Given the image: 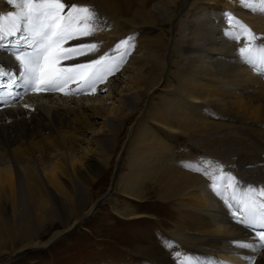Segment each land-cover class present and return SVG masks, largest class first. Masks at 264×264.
Masks as SVG:
<instances>
[{"label":"bare ground","instance_id":"1","mask_svg":"<svg viewBox=\"0 0 264 264\" xmlns=\"http://www.w3.org/2000/svg\"><path fill=\"white\" fill-rule=\"evenodd\" d=\"M127 1L72 0L78 6L94 7L99 15L101 30L94 33V38H82L83 42L98 44L97 56L104 53L112 55L115 41L126 35L128 20L134 24L153 22L143 5L128 16ZM226 4L245 9L238 0H229ZM12 9L16 10L5 0H0V12ZM160 9V1L153 3L152 15L156 17ZM173 18L171 15L170 22ZM251 19L252 29L259 40L264 38V21L258 16ZM223 24L207 25L209 41L205 51L211 54L210 62L206 64L207 61L198 60L201 65L194 62L192 75L198 79L210 76L212 79L210 73L214 67H220L222 73L238 72V78H233L236 93H227L224 97L230 99L215 103L208 98V87L204 91L190 88L188 100L183 107L174 108L173 117L164 112L153 114L157 129L167 132L172 140L191 139L188 151L184 158L180 149L174 155L171 143L160 137L156 128L141 124L134 141L139 137L143 141L140 147L144 150L140 151V147L132 150L130 180L129 175L118 179L122 184V194L133 200L143 201L151 196L176 202L173 236L185 251L183 257L179 260L170 258L163 242L155 245L143 243L138 251L144 255V264H183L185 261H191V264H245L244 257L251 251L238 248L233 243L250 241L252 233L234 219L235 207L230 205L240 206L244 185L264 186V81L246 68L236 51L237 45L230 36H226ZM78 42L68 43L74 45ZM149 46L148 41L142 43L141 52L136 56L140 63L138 66L128 67L125 63L129 61L125 59V65L120 64L114 75L98 83L94 93L96 97L85 89L87 97L78 98L77 92L71 91L78 86L75 82L68 85V94L25 93L22 88L5 87L1 93L0 87V254L8 242L18 247L15 249L18 254L32 248H45L80 222L78 218L65 231H56L48 239H42L41 232L48 221L67 214L69 194L66 190L77 192L75 205L69 208L72 216L77 207L85 204L84 188L90 182L87 175L107 168L110 155L106 154L112 151L115 134L123 123L120 119L124 118L125 109L137 99L141 68L147 62L142 50ZM168 51L169 45L162 53L166 56ZM90 58L93 57H80L79 62H87ZM74 62L65 61L62 66H70ZM0 63L14 72L19 71L14 54L5 49H0ZM160 82L163 83L162 79ZM199 84L205 87L209 82L200 80ZM153 88L149 87L141 96L147 98ZM106 89L109 90L108 97L101 94ZM17 92L22 94L14 98ZM250 96L254 99L249 100ZM209 103L225 114L221 115V121H212L208 117L210 112L205 106ZM235 117L239 118L241 125L244 124L236 128L245 131L247 136L228 131L237 121ZM216 136L218 139L214 140ZM205 146H212V149L217 148L223 153L218 156L205 149L200 157L190 154L193 149L200 151ZM205 169L217 177L215 187L212 178L205 175ZM221 172H230L237 178L239 187H228L219 179ZM80 175L83 181L79 179ZM94 205L92 203L85 212L91 214ZM131 205L124 208L115 205L114 212L125 218L140 217L137 207ZM261 258H264V250L256 253V259L259 261Z\"/></svg>","mask_w":264,"mask_h":264},{"label":"rangeland","instance_id":"2","mask_svg":"<svg viewBox=\"0 0 264 264\" xmlns=\"http://www.w3.org/2000/svg\"><path fill=\"white\" fill-rule=\"evenodd\" d=\"M156 1L161 2V9L155 17L151 12L153 3ZM228 2L229 0H145L144 2L128 0L126 2L128 16H132L133 11L143 5L147 15L154 20L153 22L147 21V24H134L127 19L129 24L125 31L126 35L122 36L123 38L119 37L120 39L134 38L132 40L134 46L121 65L138 66L140 63L136 61V56L141 52L142 43L148 41L150 46L148 49L142 50L147 56V62H144L141 68L142 79L139 80L140 90L136 94L137 99L133 101V105L125 109V116L120 119L123 121L121 129L119 128L117 134L113 132L116 138L113 140L112 151L106 154L110 155L107 160L108 166L103 171L87 175L90 177V182L84 188L85 204L81 208L77 207L78 210L72 216L69 208L71 205H75L74 200L77 192L75 194L73 191L66 190L69 194L68 206L66 205L67 214L54 218L52 221L49 220L44 232H41L42 239H48L56 231H65L69 227L68 225L75 224L78 220H80L79 223L73 225L67 232L65 231L64 235L45 248H32L25 253L18 254L15 252L18 247L15 248L12 242H8L4 252L0 254V264H144V255L138 251L139 245L143 243L155 245L162 242L167 248L170 258L179 260L183 257L185 251L181 250L178 241L173 236L176 202L163 201L151 196L143 201L133 200L122 194L120 191L122 184L118 179L120 176L129 175L130 180L132 150L143 144L139 137L134 141L136 130H139L141 124L154 130L156 128L158 131L156 133L171 143L170 149L174 155L180 149L181 157L184 158L188 151L191 139L188 141L183 138L179 142L172 140L171 136H167V132L157 129L153 114L164 112V114H170L173 117L174 108L176 106L183 107L188 100L190 88L204 91L208 87L210 89L208 98L214 100L215 103L230 99L224 95L233 94L235 90L233 78H238V72L222 73L220 67H214L213 72L210 73L212 79H210L211 76L207 79H198L192 75L194 62L199 65H201L199 62L201 60L205 63L207 61L206 64L210 62L209 55L211 54L205 51L209 41L207 25L222 22L224 31L232 30L231 26L226 23V14L235 16L241 22L248 24L251 29L252 17L258 16L264 21V13L241 9L226 4ZM180 5H184L182 9L179 8ZM171 15L174 18L170 22ZM131 23L134 26H130ZM119 30L121 29L119 28ZM120 39L117 41L119 42ZM257 39L259 40L258 37ZM117 41H115V45L118 43ZM233 43L237 45V52L238 48L243 46L241 41ZM168 45L169 51L165 56L162 52ZM202 50L204 51L202 52ZM111 54L118 55L115 51ZM238 55L241 58L239 52ZM224 58L226 59V57ZM125 59H128V64L125 63ZM244 65L255 77L264 81V77H261L251 66L246 65L245 62ZM200 80L209 82V85L202 87L199 84ZM151 86H154L151 94L147 98L141 96L142 92L147 91ZM101 94L108 97L109 90L106 89ZM76 96L82 99L87 97V92L86 90L77 92ZM92 96L96 97L94 94ZM253 99V96L249 97V100ZM212 104L209 103L208 107L205 106L210 112L208 117L212 121H221V115L225 114ZM238 119L235 117L237 121L228 128V131L247 136L245 131L236 128L242 124ZM215 139H218V136L214 137ZM205 149L218 156L223 153L217 148L212 149V146H205V148L201 147L200 151L193 149L190 154L200 157ZM139 150L143 151L144 149L140 147ZM230 155L233 156V154ZM85 176L86 174H84ZM78 177L83 181L84 178H81L83 176ZM143 190L146 192L145 187ZM92 203H95V208L92 209L91 214H87L85 211ZM128 204H132L134 208L137 207L135 209L141 216L125 218L114 212L115 205H121L124 208ZM13 253L16 254L13 255Z\"/></svg>","mask_w":264,"mask_h":264},{"label":"snow or ice","instance_id":"3","mask_svg":"<svg viewBox=\"0 0 264 264\" xmlns=\"http://www.w3.org/2000/svg\"><path fill=\"white\" fill-rule=\"evenodd\" d=\"M16 10L0 12V49L13 53L18 72L0 63V87L22 88L33 93L63 92L70 83L78 86L71 91L85 89L96 93V85L114 75L128 55L133 37L119 40L114 51L118 55L104 53L98 55L97 43L83 42L82 38H94L101 30L99 15L94 7L78 6L72 0H5ZM245 9L264 13V0H238ZM231 26L226 31L233 42L241 41L238 52L246 65L251 66L264 77V38L257 39L253 29L231 14L225 15ZM70 41H79L69 45ZM90 56L87 62H79L80 57ZM65 61H75L70 66H62ZM22 93H15V97ZM12 95V93H9ZM2 99V97H0ZM28 108L29 105H24ZM211 164L214 162L205 161ZM222 167V166H221ZM197 171L200 168L196 169ZM215 181L212 171L205 169ZM219 179L228 187H239L237 178L231 173L221 172ZM244 198L235 207L234 219L252 233L250 241H233L238 248L251 250L245 255V264H264V258L256 259L258 250H264V186L244 185L241 188ZM179 256V253H177ZM183 264H191L185 261Z\"/></svg>","mask_w":264,"mask_h":264}]
</instances>
